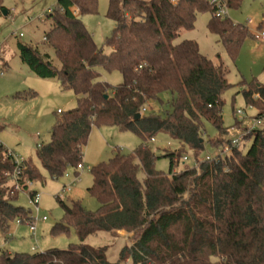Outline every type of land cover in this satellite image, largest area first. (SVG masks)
<instances>
[{
    "label": "trees",
    "instance_id": "obj_1",
    "mask_svg": "<svg viewBox=\"0 0 264 264\" xmlns=\"http://www.w3.org/2000/svg\"><path fill=\"white\" fill-rule=\"evenodd\" d=\"M223 1L228 7L242 2ZM3 9L0 0V12ZM97 11L98 0H58L57 8L49 10L53 25L44 41L53 48L59 66L37 45L18 43L20 59L34 74L58 78L62 88L77 95V107L60 113L50 141L41 144L36 155L49 175L59 179L69 168L79 174L77 166L84 163L95 125L130 131L142 142L129 154L117 151L109 161L92 167L88 191L99 201L96 211L57 197L66 216L52 234L69 232L73 226L78 243L33 253L0 249V264H124L129 258L133 264H264V125L245 136L251 139L246 151L234 148L223 157L200 160L205 122L220 134L228 133L222 94L230 83L223 64L204 55L196 40L177 41L183 30L195 27L200 13L210 12L209 31L236 55L251 36L249 28L215 16L210 0H110L107 15L116 26L106 39V52L81 18ZM100 69L119 70L123 82L113 87L100 80ZM164 93L172 98L166 114L146 113L150 101H161ZM257 93L260 97L255 99ZM244 95L264 113V84L252 82ZM240 124L237 120L235 125ZM161 134L179 146L165 154L168 173L156 169L157 156L148 145ZM213 144L218 146L220 140ZM186 148L194 151L199 168L176 172ZM15 156L0 141L3 231L14 221L32 223L34 215L14 199L29 188L27 181H43L31 159L18 163ZM102 231L140 234L122 249L120 261L111 262L106 248L85 243L89 235Z\"/></svg>",
    "mask_w": 264,
    "mask_h": 264
},
{
    "label": "rangeland",
    "instance_id": "obj_2",
    "mask_svg": "<svg viewBox=\"0 0 264 264\" xmlns=\"http://www.w3.org/2000/svg\"><path fill=\"white\" fill-rule=\"evenodd\" d=\"M110 0H98V11L82 15L81 18L92 33L100 48L109 51L106 44L111 36L116 22L107 15ZM149 1V0H146ZM58 0H3L8 15L0 12V141L21 159L32 160L40 169L43 181L34 182L27 190H21L14 199V204L24 207L35 216L36 238L30 230V223L14 221L7 231L0 229V249L17 252L45 251L49 249H67L70 244L78 243L79 237L73 226L69 232L52 234V228L65 222V211L57 197L67 203L80 201L88 211H96L99 201L88 191L93 184L91 169L102 162L109 161L117 151L122 154L133 152L141 139L130 131H122L116 126H94L85 148L84 168L76 174L74 168H69L59 179H53L42 167L36 153L41 144L50 141L53 127L63 113L77 107V95L72 89L62 88L58 78H41L34 74L20 59L18 43L37 45L42 52L52 57L54 64L59 66L53 48L44 41V36L52 29V20L48 18L50 9L57 8ZM229 18L235 24L247 26L251 36L239 46L236 55H232L223 45L220 37L209 31L207 25L210 12L200 13L195 27L183 30L180 38L196 40L200 51L216 64H223L230 86L223 92V126L228 128L227 134H220L211 123L205 122L206 131L204 149L199 154L200 160L206 156L214 157L221 152L228 141L234 140L245 133L244 127L252 125L251 117L256 115L252 104L247 103L244 91L252 82L264 84V41H257L254 33L257 28L264 27V0H242L238 7H228ZM78 14V10L75 11ZM262 23V24H261ZM22 34V36L20 35ZM100 80L115 87L123 82L119 70L100 69ZM162 100H151L146 113L166 114L171 108V94L161 95ZM243 110L244 115L237 113ZM241 126H236V121ZM213 143L220 140L217 146ZM251 139L244 141L246 151ZM148 145L156 154V169L169 172L170 160L165 156L168 152L177 151L178 144L165 134L149 141ZM186 151V152H185ZM175 171L186 167H194L195 154L186 148ZM143 178V175H140ZM75 180L74 184L73 181ZM70 184V190H67ZM34 190L41 194L40 212L37 214L30 202V192ZM46 220H42L43 217ZM119 235L110 232H98L89 235L85 243L95 247L106 248V254L111 262L120 261L121 251L125 246H131L139 237L140 232L120 231ZM33 247H36L35 249ZM124 264H133L129 258Z\"/></svg>",
    "mask_w": 264,
    "mask_h": 264
},
{
    "label": "built area",
    "instance_id": "obj_3",
    "mask_svg": "<svg viewBox=\"0 0 264 264\" xmlns=\"http://www.w3.org/2000/svg\"><path fill=\"white\" fill-rule=\"evenodd\" d=\"M173 1H177V0H173ZM210 3L212 5H214L215 7V11H214V15L217 17H222V18H226L229 16V10H228V5L223 1V0H210ZM22 36V34H20ZM254 38L257 41H264V27L262 28H257L255 30L254 33ZM1 75H3V72L0 73ZM260 95L257 93L254 95V98L257 99L259 98ZM254 107V106H253ZM255 108V107H254ZM61 110H58V113H61ZM238 114L240 115H244V111L243 110H238L237 111ZM251 122L252 125L249 128L245 129V133L242 134L240 137L228 141V144H225L221 150L220 153H218V156L223 157L225 155H228L232 152V150L234 148H241L244 145V141L246 140V137L248 134H250L252 132V130L260 128L261 126L264 125V113H260V111L257 109V113L255 116L251 117ZM151 141H155V138H152ZM16 160L18 163H21L22 159L20 157H18L17 155L15 156ZM214 157H210V156H206V160L211 161L213 160ZM189 158L187 155L182 156V160L185 162L187 161ZM78 169L81 170L84 168V163L79 164ZM194 167L199 168V162L196 160L195 161V165ZM75 180L73 181L72 184H74ZM28 186H32L33 182L27 181ZM16 188H18V186H16ZM67 190H70V184L67 187ZM30 202L32 205H34L35 207V211L38 214L40 212V202H41V194L38 193L37 191L33 194L30 195ZM35 219V216H34ZM34 219L32 221V223H30V230L31 232L34 234V236L36 235V225L34 224ZM47 217H43L42 220H46ZM36 238V236H35ZM34 249L36 247H33Z\"/></svg>",
    "mask_w": 264,
    "mask_h": 264
},
{
    "label": "water",
    "instance_id": "obj_4",
    "mask_svg": "<svg viewBox=\"0 0 264 264\" xmlns=\"http://www.w3.org/2000/svg\"><path fill=\"white\" fill-rule=\"evenodd\" d=\"M2 11H3L4 15H8V14H9V13H8V11H7V10H5V9H3ZM140 115H141L140 113H139V114H137V117H140Z\"/></svg>",
    "mask_w": 264,
    "mask_h": 264
},
{
    "label": "crops",
    "instance_id": "obj_5",
    "mask_svg": "<svg viewBox=\"0 0 264 264\" xmlns=\"http://www.w3.org/2000/svg\"><path fill=\"white\" fill-rule=\"evenodd\" d=\"M255 110H256V112H257V108L255 107ZM10 253H12V251H9ZM14 252V251H13ZM16 252V251H15Z\"/></svg>",
    "mask_w": 264,
    "mask_h": 264
}]
</instances>
